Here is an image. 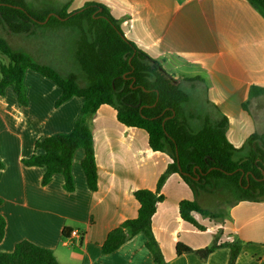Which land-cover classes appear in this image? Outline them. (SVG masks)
<instances>
[{"label": "crops", "instance_id": "1", "mask_svg": "<svg viewBox=\"0 0 264 264\" xmlns=\"http://www.w3.org/2000/svg\"><path fill=\"white\" fill-rule=\"evenodd\" d=\"M86 2L105 5L119 20L125 37L160 61L173 79L203 85L206 104L213 109L208 115L212 121L227 118L226 137L234 148L240 149L251 134L264 133L261 96L249 99L251 86L264 88V16L247 0H70L68 12ZM23 81L26 106L18 105L10 89L0 95V159L4 164L0 217L5 221L0 253H10L17 243L28 241L52 251L59 264H154L143 233L109 254L101 252V245L109 231L136 216L133 191L153 190L169 156L150 151L145 132L123 126L113 108L102 106L87 119L97 191L87 186L80 149L71 164L73 192L63 189L60 174L42 186L44 169L26 167L22 160L31 157L37 140L69 133L84 100L73 97L56 107L61 90L51 81L31 70L25 72ZM245 103L248 111L242 107ZM161 193L165 200L157 204L152 230L167 264H227V248L213 251L205 260L194 253H175L177 242L193 250L209 246L218 231L219 242L238 239L244 243L235 264H264V253L255 245L261 240L254 242L247 229L250 214L237 212L246 202L231 208L230 219L224 223L208 220L206 225V219L201 222L203 217L193 213L205 227L198 231L179 216V202L194 195L178 174L167 178ZM258 211L255 216L262 215Z\"/></svg>", "mask_w": 264, "mask_h": 264}, {"label": "trees", "instance_id": "2", "mask_svg": "<svg viewBox=\"0 0 264 264\" xmlns=\"http://www.w3.org/2000/svg\"><path fill=\"white\" fill-rule=\"evenodd\" d=\"M264 16V0H247ZM70 0L56 8L30 9L24 0H0V25L7 32L30 36L35 27H71L77 30L73 57L87 81L80 87L77 76H60L52 67L33 61L28 55L13 49L0 37V95L8 89L14 93L19 106L27 105L24 75L34 71L51 81L61 90L56 101L58 107L73 97L82 98L84 105L79 111L73 129L69 133L54 134L34 143V152L22 160L26 167L44 169L41 185L46 186L54 174L64 178L63 189L74 191L71 172L72 159L77 150L83 151L81 168L91 192L98 187L97 165L93 136L87 116L100 107L109 106L116 113V120L127 128L142 130L147 136L150 151L165 153L170 162L159 175L153 190L137 189L132 195L137 202V214L124 220L107 234L101 252L109 254L138 233L146 237L145 246L152 254L154 264H167L152 230V218L157 204L165 200L161 189L172 174H178L191 189L213 192L224 189L236 202L264 201V133L251 134L240 148L248 154L235 158L239 149L227 140V118L206 121L198 132L188 125L183 104L187 94L178 81L163 68L160 61L152 58L134 42L125 37L120 22L97 2H86L81 8L68 12ZM49 16L45 23H42ZM264 95V88L251 86L249 99ZM243 104V109H246ZM4 164L0 159V170ZM181 220L199 231H204L193 213L203 218L223 221L222 212L202 208L195 199L179 202ZM67 231L69 229H66ZM5 231V221L0 217V242ZM65 236V232L63 233ZM220 231L212 243L204 248H192L177 242L176 255L194 253L201 260L220 248L229 249L227 264H235L242 248L238 239L219 242ZM0 264H59L52 251L28 241H21L10 253H0Z\"/></svg>", "mask_w": 264, "mask_h": 264}, {"label": "rangeland", "instance_id": "3", "mask_svg": "<svg viewBox=\"0 0 264 264\" xmlns=\"http://www.w3.org/2000/svg\"><path fill=\"white\" fill-rule=\"evenodd\" d=\"M24 1L30 9L42 11L43 9L59 7L69 0H65L66 2L64 0ZM77 36L78 33L76 29L66 26L58 28L38 26L35 27L34 33L32 35L25 36L11 34L0 25V37L6 40L13 49L28 55L35 62L52 67L60 76L66 77L70 74H75L77 76L78 85L80 87H84L87 84V81L82 75L73 57L74 43ZM36 45H39L40 48ZM26 46L28 47L26 48ZM40 50H42V54H40ZM178 84L179 87L188 96V101L183 104V109L187 117L188 125L190 126L193 132H198L201 129L203 123L206 121V118H209V121L212 122V119H210L211 117L208 114L212 113L213 109L211 107H208L206 104L205 88L201 84L190 85L184 82H178ZM258 102L260 112H264V95H261V97L258 99ZM247 107L248 105L246 104V109L244 110L248 111ZM253 112L257 114L255 108ZM247 154V149H239L235 154V158H242L245 157ZM75 160L76 157H74L72 161ZM194 199L202 208L209 210L213 213L222 212L225 215L223 221L213 220L209 218H201V222L206 219L204 220L207 222L206 225H208L209 222L217 224L224 223L229 220L231 208L235 207V205L238 203L236 202L234 196L224 189L216 190L213 192L199 191L197 194L194 195ZM257 203L259 204H253V202H246L245 204H243L244 206L238 208L237 212L239 213L241 210H245L248 214H250L251 217L248 218L251 219V223H249L251 225L247 227V229L248 231H250L251 239L254 242H256V240H261L259 244L255 245H257V247L259 248H256L257 251L264 253V201ZM258 210H262L261 216H255L257 214L256 212H260ZM207 236L208 235H206V237ZM204 237L205 236H203V238ZM242 244L243 247L244 243Z\"/></svg>", "mask_w": 264, "mask_h": 264}, {"label": "water", "instance_id": "4", "mask_svg": "<svg viewBox=\"0 0 264 264\" xmlns=\"http://www.w3.org/2000/svg\"><path fill=\"white\" fill-rule=\"evenodd\" d=\"M51 15H53V14H49L42 23H45L48 20L49 16H51ZM262 174H264V173H262Z\"/></svg>", "mask_w": 264, "mask_h": 264}, {"label": "built area", "instance_id": "5", "mask_svg": "<svg viewBox=\"0 0 264 264\" xmlns=\"http://www.w3.org/2000/svg\"><path fill=\"white\" fill-rule=\"evenodd\" d=\"M73 235H74V236H78V234H77V233H75V232H73Z\"/></svg>", "mask_w": 264, "mask_h": 264}]
</instances>
